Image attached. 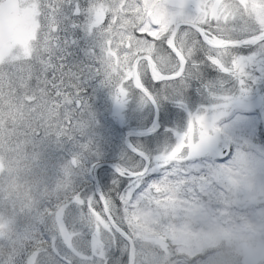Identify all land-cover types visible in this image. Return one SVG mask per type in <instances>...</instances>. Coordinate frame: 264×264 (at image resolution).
<instances>
[{
	"label": "snow or ice",
	"instance_id": "obj_1",
	"mask_svg": "<svg viewBox=\"0 0 264 264\" xmlns=\"http://www.w3.org/2000/svg\"><path fill=\"white\" fill-rule=\"evenodd\" d=\"M19 13L31 35L27 46L8 38L0 78L15 74L61 104L54 148L70 191L0 264H118L120 222L154 193L264 175V10L254 0H0V19ZM126 22L143 51L125 43Z\"/></svg>",
	"mask_w": 264,
	"mask_h": 264
},
{
	"label": "trees",
	"instance_id": "obj_2",
	"mask_svg": "<svg viewBox=\"0 0 264 264\" xmlns=\"http://www.w3.org/2000/svg\"><path fill=\"white\" fill-rule=\"evenodd\" d=\"M15 16L18 20L17 25L14 26L12 23L5 32L0 30V63L6 64L8 61V38L15 34L17 26L21 28L24 25L20 13ZM8 18L14 21L13 16ZM1 22L3 25L6 19L2 18ZM124 27L129 32L125 38L127 46L137 52L143 51L131 35L130 23L126 22ZM23 42L27 46V38L23 37ZM61 113V104L52 96L50 89L36 91L25 79H19L15 74L0 78V139L19 140L18 143H9V146L18 147L17 161L13 162L7 156H3L10 170L13 169L18 175L15 177L4 172L0 175V216L11 213L19 219L17 229L21 233L17 239L18 243L16 242L19 244L17 251L29 242L35 232L45 230L49 221L53 219V208L50 205H54L61 196L70 191L68 166L59 160L60 153L54 148L55 140L58 139L57 132L62 127ZM44 126H47L48 130ZM31 168L32 175L29 173ZM36 170L42 171L39 178L33 175ZM43 170H47V175ZM28 177L31 178L30 186ZM221 178L213 177L203 190L194 194H185L183 190L167 194L154 193L150 203L129 211L120 222L129 234L136 236L140 234L142 228H146L136 222L133 218L135 214L136 218L157 224L164 231V237L168 239L166 245L160 248L154 241L139 237L140 243L136 249L138 264H239L237 256L240 252V240L248 239L259 228V226L250 228V224L245 226V223L247 221L264 223L263 216H261L263 219L254 216L243 224L249 215L245 211L250 210L251 206L263 210L264 200L246 204V201H241L235 192L228 190L223 193L222 205L201 209L200 202L221 198L218 197L219 189H216L222 187ZM16 181H19L22 187L14 186ZM253 185L257 187L255 194L258 196L257 191L264 190V181L256 179ZM176 200H183L184 205L175 207ZM206 202L213 203L207 200ZM36 203L38 206L33 208ZM41 209H50V212L43 211L41 215L37 213V210ZM179 210L186 213L180 215ZM34 211L41 217H34ZM203 215L208 218L203 220ZM198 216L201 217V221L198 220ZM218 217L223 223L221 230L216 228ZM191 220H195L196 224H192ZM9 245L2 250L3 246H0V256H7L10 253ZM128 250L126 243L121 248L118 264H126ZM156 252L157 258H154Z\"/></svg>",
	"mask_w": 264,
	"mask_h": 264
},
{
	"label": "rangeland",
	"instance_id": "obj_3",
	"mask_svg": "<svg viewBox=\"0 0 264 264\" xmlns=\"http://www.w3.org/2000/svg\"><path fill=\"white\" fill-rule=\"evenodd\" d=\"M245 3H247V0H245ZM254 3H256L258 7H261L262 10H264V5H261L259 3V0H254ZM149 12H151V14L154 13L151 10ZM20 16L24 22V25L22 24L23 27H21V28L19 26H17L18 29L15 31V34H18L22 37H25L28 40L30 38V35H31L30 23H29V20L27 18V15L25 13H20ZM13 18H14V21L12 22L11 19H9L7 16L4 17V19H6V22L3 25H2V22L0 19V30H3L5 32V30L10 26V24L13 23L14 26L17 25V21H18L17 17L14 15ZM44 127H45V129H47V126H44ZM18 142H19V140L16 138H14V139H0V157L1 156H7L9 158V160L16 162L17 158H18V153H17L18 147L17 146H9L10 145L9 143H18ZM32 170H33V168H31V170L29 172V173H31V175H32ZM46 171L43 170V173L45 175H47ZM0 172H4L5 174L13 175L15 177H17V175H18V174H15V171L13 169L10 170L9 166H8V168L5 169V171L1 170ZM23 173L24 172H22V174ZM41 173H42V171L36 170L35 172H33V175L35 177L39 178ZM59 177H61V176H59ZM222 178L224 179L221 183L223 191L226 192L228 190H231V191L235 192L241 201H246V204H248V203L250 204L252 202H257L259 200H264V190H260L259 191L260 194L257 193L258 196L255 194V191H246L247 187L254 186L253 183L256 179H261L264 181V175H262L258 172H245V173L234 174L232 176H224ZM28 181H29V186H30L31 185V183H30L31 178L30 177H28ZM13 185L18 187V188L22 187V185L20 184L19 181H16V183ZM29 193H30V189H29ZM215 199H206V200L208 202H212ZM184 201H187V200H184ZM176 202L177 203H176L175 207H180V205H184L183 200H179V201L176 200ZM35 206H38L37 203L34 204L33 208ZM43 211L50 212V209L37 210V213L43 215V213H44ZM249 211L252 213L250 214ZM185 213H186V211H182V210L178 211V214H180V215L185 214ZM245 213H248L249 215L243 221V224L247 220L251 219V217L252 218L254 216H259V217L263 216L264 217V209L263 210L250 209V210H246ZM41 215H36L35 211H34V217L37 216V218H38V217H41ZM176 216H178V215H176ZM133 218L136 220L137 223L143 225L144 227L148 228L152 232L163 235L162 230L159 231L160 229L158 230V228H156L154 226L152 228L151 227L152 225L148 221L141 220L139 217L136 218L135 214H133ZM207 218H208V216L203 215V220L207 219ZM260 219H263V218L261 217ZM35 220H37V219H34V221ZM198 220L199 221L202 220L200 216H198ZM18 221H19V219H17L16 216H14L11 213L7 214L5 216L4 215L0 216V243H1L0 246H3L1 248V250L9 244H10L9 245L10 250H13V249L16 250L19 247V244L16 243L17 239H19V235L21 233V231L19 229H17ZM191 222H192V224H196L195 220H191ZM248 222H250V221H247L245 223V226H248L249 224H250V228H251V226H259V228L254 232L255 234L253 237H255L258 230L263 231V229H264L263 224L264 223L260 224L261 221H256L253 223H248ZM165 236H166V234H165ZM252 239L253 240L251 242H249L251 245H252V243L254 244V241H255V238H252ZM165 240L166 241L168 240L167 237L165 238ZM1 250H0V255H1ZM152 261H153V259H152Z\"/></svg>",
	"mask_w": 264,
	"mask_h": 264
},
{
	"label": "bare ground",
	"instance_id": "obj_4",
	"mask_svg": "<svg viewBox=\"0 0 264 264\" xmlns=\"http://www.w3.org/2000/svg\"><path fill=\"white\" fill-rule=\"evenodd\" d=\"M64 185H65V184H64ZM69 185H70V184H69ZM68 191H69V190H68ZM124 219H125V218H124ZM126 219H128V218H126ZM124 222H125V221H124ZM123 224H124V223H123ZM129 224H130V223H129ZM121 226H122V225H121ZM133 234H134V233H133ZM17 243H18V242H17ZM123 249H124V248H123ZM125 251H126V250H125ZM126 252H127V251H126ZM123 253H124V252H123ZM125 255H126V254H125ZM125 255H124V256H125ZM124 256H123V257H124ZM127 256H128V255H127ZM120 258H121V256H120ZM123 259H125V258H123ZM126 259H127V258H126ZM121 261H122V260H121ZM118 263H119V262H118ZM120 264H122V263H120Z\"/></svg>",
	"mask_w": 264,
	"mask_h": 264
}]
</instances>
